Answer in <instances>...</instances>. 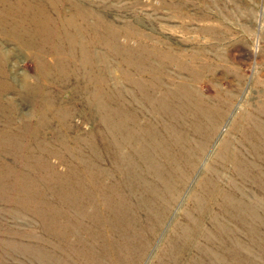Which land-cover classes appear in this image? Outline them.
<instances>
[{
    "label": "rangeland",
    "instance_id": "374dc122",
    "mask_svg": "<svg viewBox=\"0 0 264 264\" xmlns=\"http://www.w3.org/2000/svg\"><path fill=\"white\" fill-rule=\"evenodd\" d=\"M0 264H264V0H0Z\"/></svg>",
    "mask_w": 264,
    "mask_h": 264
},
{
    "label": "bare ground",
    "instance_id": "6f19581e",
    "mask_svg": "<svg viewBox=\"0 0 264 264\" xmlns=\"http://www.w3.org/2000/svg\"><path fill=\"white\" fill-rule=\"evenodd\" d=\"M159 101H160V99H159ZM163 108V107H162ZM164 109V108H163ZM162 111V110H161ZM130 115V114H129ZM141 117V116H140ZM138 124V123H137ZM144 133H146L145 132V130H144ZM149 133V132H148ZM154 133V132H153ZM150 134V133H149ZM149 134H147V135H149ZM146 135V136H147ZM150 135H152V134H150ZM136 136V135H135ZM140 137H142L141 135H139ZM138 136V137H139ZM132 137V136H131ZM137 137V136H136ZM136 137H133V138H136ZM151 137H153V136H151ZM151 137H149V139L151 138ZM143 138V140L145 139L144 137H142ZM153 138H155V137H153ZM164 138V137H163ZM181 138V137H180ZM137 140H138V138H136ZM160 139V138H159ZM164 140V139H163ZM178 140V139H177ZM136 141V140H135ZM142 141V140H141ZM165 141V140H164ZM163 142V141H162ZM141 150V149H140ZM144 150H145V148H144ZM151 150V149H150ZM164 150V149H163ZM148 151V150H147ZM137 152V151H136ZM144 152V151H143ZM145 152H146V150H145ZM172 153V152H171ZM175 153V152H174ZM161 154V153H160ZM139 156H140V154H138ZM163 155V154H162ZM128 156V155H127ZM165 156V155H164ZM163 156V157H164ZM175 156V155H174ZM173 158V157H172ZM246 160V159H245ZM161 162V161H160ZM166 162V161H165ZM134 164H135V161H134ZM136 166V165H135ZM170 167V166H169ZM174 169V168H173ZM252 169V168H251ZM250 170V169H249ZM173 172V171H172ZM131 172L129 171V174H130ZM233 174V173H232ZM248 174V173H247ZM254 174V173H253ZM157 177V176H156ZM159 177V176H158ZM164 177V176H163ZM256 177V176H255ZM262 177V176H261ZM257 178V177H256ZM164 179V178H163ZM166 179V178H165ZM262 180V179H261ZM163 181V180H162ZM167 181H169V180H167ZM258 181V180H257ZM259 182V181H258ZM110 188V187H109ZM108 196V195H107ZM104 197V196H103ZM102 197V198H103ZM206 197V196H205ZM104 199V198H103ZM106 199H108L109 200V198H106ZM105 199V200H106ZM110 201H111V197H110ZM113 201V200H112ZM111 201V202H112ZM117 201V200H116ZM114 202H115V200H114ZM110 203V202H109ZM113 203V202H112ZM120 204H122L121 202H120ZM111 205V204H110ZM223 205V204H222ZM112 206H114V204L112 205ZM116 207H117V205H116ZM234 207H235V205H234ZM115 210H116V208H114ZM116 211H118V210H116ZM222 213V212H221ZM231 213V212H230ZM218 215V214H217ZM225 215V214H224ZM238 222V221H237ZM255 222V221H254ZM253 223V222H252ZM253 225V224H252ZM219 226V225H218ZM240 226V225H239ZM210 227V226H209ZM219 230V229H218ZM219 233V232H218ZM222 233V232H221ZM221 238V237H220ZM225 240V239H224Z\"/></svg>",
    "mask_w": 264,
    "mask_h": 264
}]
</instances>
